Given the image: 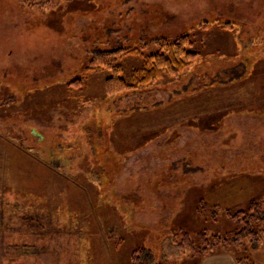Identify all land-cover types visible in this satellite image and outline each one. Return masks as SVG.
Segmentation results:
<instances>
[{"label":"rangeland","instance_id":"1","mask_svg":"<svg viewBox=\"0 0 264 264\" xmlns=\"http://www.w3.org/2000/svg\"><path fill=\"white\" fill-rule=\"evenodd\" d=\"M205 24L178 78L105 101L104 75L70 85L94 54ZM2 166L0 264H264V241L191 250L234 230L213 207L264 209V0H0Z\"/></svg>","mask_w":264,"mask_h":264},{"label":"trees","instance_id":"2","mask_svg":"<svg viewBox=\"0 0 264 264\" xmlns=\"http://www.w3.org/2000/svg\"><path fill=\"white\" fill-rule=\"evenodd\" d=\"M218 26H221L222 29L234 30L231 24H218ZM206 27H209V25L205 24L204 26L192 28L189 32L176 38L157 39L153 42V53H146L145 46H143L138 49L117 50L94 54L91 57L89 65L80 71V79L70 85L80 87L82 83L81 79H89L91 76L98 74L104 75L106 79L104 82L103 94L100 98L105 101V99L111 97L125 96L144 88H151L158 83L178 78L204 57L201 52L196 50V39L200 31ZM130 57L140 60L142 66L138 70L125 76L126 68L123 67L121 61H125L126 58ZM73 95H83V91L78 88V91H74ZM140 109L141 108H138L137 110ZM132 112L131 114H133ZM33 131L37 137L33 135ZM33 131L32 136L35 137L40 144L43 143V135L36 130ZM2 167L3 170H1L0 174L4 177L8 174V169L5 166ZM2 167L0 169H2ZM5 182L6 180L4 179L2 183L5 184ZM12 188H9V194H14L13 191L17 190H13ZM4 189L7 190V186H5ZM33 203L35 205L37 204L36 202ZM39 205H46V203L41 201ZM212 211L217 218L219 217L216 219L217 221L222 218H227V222L229 221L233 224L234 230L224 235L216 234L209 239L207 235L203 233L201 235L203 241L202 245L197 249L194 247L191 249L192 251L197 250L199 253L205 254L210 250L222 246L234 248L246 246L248 241L254 248L258 243L264 241V209L261 203H255L250 205L249 208H241L234 212L223 210L219 207H213ZM185 238L186 239H184L182 243L186 246H193V243L187 235H185ZM133 255V264H150L152 262V257L150 254L146 255L144 250H139ZM236 264L254 263L249 257H246L238 259Z\"/></svg>","mask_w":264,"mask_h":264},{"label":"crops","instance_id":"3","mask_svg":"<svg viewBox=\"0 0 264 264\" xmlns=\"http://www.w3.org/2000/svg\"><path fill=\"white\" fill-rule=\"evenodd\" d=\"M212 264H221V263H220V261H218V262L215 261V262H213Z\"/></svg>","mask_w":264,"mask_h":264}]
</instances>
